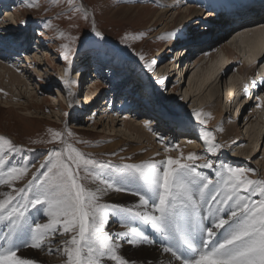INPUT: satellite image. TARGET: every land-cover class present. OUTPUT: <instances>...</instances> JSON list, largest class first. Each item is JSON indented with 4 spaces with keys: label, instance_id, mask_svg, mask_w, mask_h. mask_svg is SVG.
Returning a JSON list of instances; mask_svg holds the SVG:
<instances>
[{
    "label": "rangeland",
    "instance_id": "1",
    "mask_svg": "<svg viewBox=\"0 0 264 264\" xmlns=\"http://www.w3.org/2000/svg\"><path fill=\"white\" fill-rule=\"evenodd\" d=\"M154 1L73 0L69 4L68 0H0V65L12 67V71L17 70L22 75L20 83L8 78V75L2 80L0 78V86L6 89L0 91V136L11 139L18 146L17 151L8 153L9 163L6 167L26 165L29 168L28 177L17 181L16 188L24 187L27 179L32 178V173L39 176L46 170L39 169L40 163L53 150L62 147L61 140H53L52 137V133L57 131L62 133V140L89 158L104 164L111 162L114 166L112 169L95 170L101 175L108 170L114 174L124 164L138 162L120 157L130 144L137 148L138 154L148 153L143 161H159L169 155L179 157L181 153H185L186 157L190 152L201 157L198 164L202 165L211 159L215 167L201 168L200 171L214 181L217 180L215 171L221 164L254 169V172L247 173L248 178L264 181L261 165L258 164L264 155V107H257L264 100V82L260 88L254 86L251 80L258 77L257 71L256 75H251V72L247 74L240 58L231 61L230 54L221 49L230 40L225 41L231 33L226 38H222L219 33L217 35L221 38L216 35L207 44L192 45L189 41L179 40L184 36L189 40L206 36L208 33L202 30L203 25L212 22L214 26L215 20L222 21L225 9L229 8L235 21L240 4L258 3H251L253 0H222L225 9L215 12L209 0H182L181 10L192 5L204 8L198 16L173 28L174 33L170 36L172 45L166 47L169 37L161 33L165 29L164 22L154 28L148 27L153 20L150 15L154 9L151 6L160 9V3ZM121 5L134 8L127 13H116L117 7ZM84 12H87V19L84 18ZM171 13L168 14V21L172 18ZM242 24L236 22L232 27L228 23L231 26L229 32L242 27L237 26ZM100 30L104 34L97 36L96 32ZM65 43L72 49L68 60L63 56L62 45ZM178 50L183 51L178 62H175L173 56L179 53ZM186 51L187 54H184ZM202 51L203 55H207L203 63L216 66L215 60L210 57L213 53L217 59L225 62V66L230 65L225 68L219 82L218 78L209 86H200L196 82L189 89L191 74L197 72L196 75H200L205 71L202 63L193 69L189 65V62H198ZM246 53L241 49L240 56L249 59ZM140 55L145 59L141 60ZM151 60L157 62L154 71H149L145 65L146 61ZM83 66L86 67V73H81ZM94 67L96 76L92 71ZM169 67L175 69L163 77V72ZM231 76L233 85L229 82ZM160 78H165V85L157 83ZM89 79L92 80L90 83ZM89 84L90 90L87 89ZM245 85L248 94L244 92ZM87 99L91 103L87 104ZM212 105L218 107L217 115L205 117L207 124H200L193 112H207ZM124 122L143 123L149 140L124 126ZM220 128L222 132L218 130ZM207 131L213 132L215 142L221 145L215 154L207 150L201 139ZM186 134L195 136L197 144L193 139L188 141H193L200 148L180 142L184 141L181 136ZM166 148L169 150L165 151ZM0 189H3L2 193L12 191L4 185H0ZM250 197L252 200L260 199L258 193ZM206 209L207 205H204L201 229L213 227L214 224ZM36 212L37 209L30 205V222H37L47 216L43 208L38 219L33 220ZM130 220L134 221L133 226H138L145 233L147 239L156 233L159 239L163 238L164 235L153 230L150 224L132 218ZM4 225L0 223V226ZM112 225L118 227L117 221L111 217L106 226ZM226 230L225 227L218 240L223 238ZM56 237L59 240L51 243L50 247L58 248L62 240L68 239L59 233ZM164 239L167 246L173 247L174 244L183 252L177 240ZM194 240L201 244L207 240L206 233L198 230L194 233ZM59 253L54 251L49 254L48 251L47 256L58 257ZM121 253L129 261H136L138 257L149 258L142 251H135L132 256L125 250ZM18 255L35 260L31 254ZM37 264L45 263L37 261ZM104 264L115 262L105 260Z\"/></svg>",
    "mask_w": 264,
    "mask_h": 264
},
{
    "label": "snow or ice",
    "instance_id": "2",
    "mask_svg": "<svg viewBox=\"0 0 264 264\" xmlns=\"http://www.w3.org/2000/svg\"><path fill=\"white\" fill-rule=\"evenodd\" d=\"M72 2L68 0L69 4ZM84 18L87 19V12ZM96 35L103 34L97 31ZM62 47L64 59L68 60L72 49L68 43ZM139 58L145 59L143 55ZM156 63L151 60L145 65L149 71H154ZM157 83L165 85V78ZM244 92L248 94L247 85ZM257 107H264V100ZM193 115L200 124H207L205 117L211 113L194 111ZM52 137L60 139L62 147L53 150L40 163L39 169L46 170L39 176L32 173L24 187L16 188L17 181L28 177L29 168L26 165L6 167L8 153L17 151L18 146L0 136V185L12 189L0 193V223H5L7 228L0 236L6 245L0 247V264H37L17 254L19 247L13 245L17 237H21L24 247L42 249L49 245L50 253L62 252L65 264H104L105 258L115 264H134L118 254L123 243L136 246L152 241L147 240L138 226L126 222L129 218L150 224L153 230L177 240L184 252L170 246L163 251L181 264H264V181L248 178L247 173L254 169L221 164L215 171L217 180L214 181L200 171L201 168L213 169V160L198 164L201 157L190 152L186 157L181 153L179 157L169 155L159 161L124 164L117 170L118 179H113L95 171L112 169L111 162L104 164L89 158L62 140L61 132H53ZM201 139L209 152L219 151L221 145L215 142L213 132H205ZM84 181H91L95 187H89ZM111 192L133 195L137 203L129 207L101 202ZM244 193H258L260 199L252 200ZM30 205L37 211L44 208L46 223L29 221ZM204 205L214 224L201 229ZM113 215L120 217L126 229L115 235L106 231ZM225 227L223 238L213 240L217 230ZM198 230H203L207 237L200 245L194 240ZM57 233L68 239L52 249L50 245L55 242Z\"/></svg>",
    "mask_w": 264,
    "mask_h": 264
},
{
    "label": "bare ground",
    "instance_id": "3",
    "mask_svg": "<svg viewBox=\"0 0 264 264\" xmlns=\"http://www.w3.org/2000/svg\"><path fill=\"white\" fill-rule=\"evenodd\" d=\"M183 1L182 0H156L154 2H159L160 3L159 4L160 5L159 6L160 9L159 10L155 9L156 8L155 5L151 6V8L154 9V11L151 13L152 15H150L151 17L153 16L152 17L153 20H152V22L150 23V25L148 27L154 28L157 24H160L161 22L162 23L164 22V26H165L164 28L165 29L162 30L161 33L166 34V36L168 35V37H169L168 43L166 44V47H169V46L172 45L171 40H170V36H171V33L174 31L173 28L175 26H181V25H183L184 22L190 20L193 17L198 16L199 12L200 11L202 12V10L204 8L203 6L196 7V5H192L190 7H187L185 10H181L180 5H182ZM209 1H210L211 6L213 7V10L215 12H218L221 9H225V7H224V5L222 3V0H209ZM253 1L254 2H251V3H258V5H256V4L247 5V3L240 4L241 6L238 7L239 8L238 12L235 14V15H237V18L236 17L234 18L235 21L231 17V11H229V8L225 9V14L230 17V19L232 20V24L236 23V22L245 23V22H250V21L251 22L254 21V23L250 24V25L247 24L246 26H242V27L238 28V30H239V29H242L244 27H250L251 26L250 29L242 31V32H238L232 39L228 40L231 37L230 36L231 34H230L228 36V38L225 39V41H227V40L228 41L226 42V44L221 46V49H225L230 54L231 61L232 60H239V58H240L241 63H242V67L245 68V72L247 74H250L249 72H251V75H254L255 71H257V76L258 77H255L254 80H251V81L254 82V84H255L254 86H256L257 88H260V87H262V83L264 82V63H263V61H264V26L260 25V24L264 23V20H263L264 19V13L262 11V10H264V0H253ZM159 7H157V8H159ZM259 7H262V10H259ZM133 8H134V6L131 7V5H129V6H125V5L122 6L121 5V6L117 7L116 13L117 12L118 13L119 12L127 13L128 10H131ZM141 8H142V6H141ZM230 9L233 10L234 8L233 9L230 8ZM171 11L173 12V13H171L172 14V18L170 19V21H168L167 20V18H169L168 14ZM92 14H93V12H92ZM224 17L225 16H223V18ZM93 18L95 19L94 16H93ZM230 19H229V22H230ZM215 21L217 23H215ZM215 21H214V24H215L214 26H212L213 25L212 22H207L206 24L203 25L202 30H204V31H206L208 33L206 36L199 37L198 39H195V40H189V39L185 38V36H184V37H182L179 40H182L183 42L189 41L190 43H192V45H193V43H196V44L199 45V44H203L205 42H206V44L209 43V42H212L214 40V38H215L214 36H216L217 34L219 35V33L221 34V36L223 38L224 34L222 33V31H225V30L227 31L228 27H226L225 25L223 26L222 22L219 21V20H215ZM256 25H259L261 27H256ZM238 30L233 31L232 33L236 32ZM99 32L104 34L101 30ZM218 38H221V37L218 36ZM222 42H224V41H222ZM222 42L217 44L216 46H219L220 44H222ZM216 46H214V47H216ZM210 49H211V47H210ZM241 49L243 50V52H247L249 54L248 55L249 59H244L243 58L245 53H242V54H244L242 57L240 56ZM186 50H189V49H186ZM182 51L183 50H180V52H179V50H178L179 53H177V54L179 55V57H181ZM184 54H187V51ZM200 54L201 55H199L198 62L195 61V64H194V62H192V63L189 62V65L193 66L192 67V69H193L196 66H198L200 63H202V66H203V64L205 65L204 66L205 67V71L204 72L200 71L201 72L200 75L199 74L196 75L197 72L191 74V76L189 77V80H188L189 89L192 88L193 85H196V84H194L196 82H198V84L200 86H202V85L209 86L217 78H218V82H219V79H221L223 77L225 68L228 65H230V64H227V66H225V62H222V60L217 59V56H215V54H213V53L211 54L210 57H213V59L215 60L214 62H216V66H214V65L212 66L211 65L212 63L210 65H207V64L202 62L207 56L206 53L203 55V51H202V52H200ZM246 67H247V69H246ZM174 69L172 67H169V69H167V70H165V72H163V77H165V75H169L171 72H173ZM12 70H14L12 67H6L5 65H0V78H1V80H2V78L5 77V75H8L7 77L10 78V79L16 80V83L17 82H19V83L22 82L21 81L22 80V78H21L22 75H19L16 72L17 70H15V71H12ZM255 75H256V73H255ZM91 81L92 80L89 79V83ZM229 82L233 85L232 76L229 78ZM227 84H229V83H227ZM87 89H89V90L91 89V85L90 84H89V87ZM0 90H6V89H3V87L0 86ZM226 98H228V100H229V96L228 95H226ZM256 100L258 101L259 99H256ZM90 101L91 100L87 99V102L86 101L85 102L88 104V103H91ZM207 112L211 113V115L215 114V113L217 115L218 107L216 105H214V106L212 105L211 108L207 109ZM128 124H130L131 126L128 125ZM124 126L128 127L129 129H131L135 133H139L141 136H143L145 138V140H149V137L147 136V133H146V131L144 129L145 125L143 123H140V124L137 123L136 124V123H133V122L132 123L131 122H124ZM227 129H229V127ZM181 138H183L184 141H188L189 139H191V140L193 139L194 143L197 144V140H195L196 139L195 136H193L191 134L183 135V136H181ZM128 145H129L128 149H125L126 151L123 154H121L120 157H124L125 159H129L130 161L131 160H134V161L137 160L138 162L139 161L142 162L145 159V158L143 159V157H145L147 152H145L143 154H138L137 153V151H138L137 148L132 147L130 144H128ZM252 150H251V153H252ZM26 155H27V153H26ZM184 155H186V154L184 153ZM258 164L261 165V168H262V172L261 173L264 176V155L258 161ZM102 175L104 177H112L113 179H118L117 171H115L114 174H112L111 171H109V170L108 171H103ZM87 184L89 185V187H95V185L92 184L91 181L88 182ZM127 186L130 187V188L134 187L132 184H128ZM2 191H3V189H0V193H2ZM248 196H250V195H248ZM101 202L117 203V204L126 205V206L130 207L133 204L137 203V198L135 196H133V195H130V194H121V193L111 192L108 195L104 196ZM40 211H43V208H40V210L38 212L33 214L34 215L33 218H32L33 220H35L37 218V216L40 214ZM111 217L113 218L114 221H117L118 227L115 228L112 225V226L107 228V226H106V231L108 233L113 234V235H115L116 232L124 231V227H122V222L120 221V217H117V216H114V215L111 216ZM42 218H40L41 220H39L37 222L46 223L47 219H48L47 216L46 217L43 216ZM225 218H227V216ZM126 222H130V225L133 226V222L134 221L130 220V218ZM5 231H7L6 225L0 226V236H2ZM222 231H223V229L217 230V236L214 237L213 240H218L220 238V236H221ZM147 232H149V231H147ZM153 235H152V238L148 237V239H147L148 241H152L151 243H149V242H145L143 244H139L138 243L136 246H132V245H128L126 242H124L123 246L119 250V254L121 256H123V253H121L123 250L127 251L129 256H132V253H134L135 251H137V252L142 251V252L148 254V256H149L148 259L147 258L143 259V257H138L139 259H137L136 261H132V262H134V264H181V262L175 260L171 256L170 253H166V252L163 251V248L165 246H167L166 240L164 239L165 237L163 236V238L160 237V239H159L157 237V236H159L157 233H156L157 236L156 235L153 236ZM57 239L58 238L56 237L55 240H57ZM118 239H120V238H118ZM168 243H170V242H168ZM197 244H199V241H197ZM13 245L18 246L19 248L22 247V249H24V250H22L20 248L21 251L19 253H17V254H23V253H24V255L31 254L32 257H34V259L37 260L38 262H44L45 264H55V262L57 263V262H61V261L65 262V257H64L62 252L59 253L58 257L52 255V257L48 258L47 254H48L49 245H45L42 249H33L31 247L27 248V247L22 246L21 237L14 238ZM4 246H6L4 244V241L0 240V247H4ZM173 247H176V246L173 244ZM51 248L52 249H56L57 246H52ZM182 251L184 252L183 249H182ZM49 254H50V252H49ZM124 258H126V257H124ZM53 259H55V260H53ZM52 260L54 262H52ZM105 260H108V259L105 258Z\"/></svg>",
    "mask_w": 264,
    "mask_h": 264
}]
</instances>
